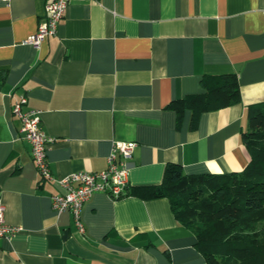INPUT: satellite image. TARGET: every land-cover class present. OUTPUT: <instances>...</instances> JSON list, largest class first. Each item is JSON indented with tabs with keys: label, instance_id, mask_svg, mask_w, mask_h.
I'll return each mask as SVG.
<instances>
[{
	"label": "crops",
	"instance_id": "0c3cea01",
	"mask_svg": "<svg viewBox=\"0 0 264 264\" xmlns=\"http://www.w3.org/2000/svg\"><path fill=\"white\" fill-rule=\"evenodd\" d=\"M50 0L0 1V200L19 230L0 241V264H205L195 237L167 199L143 200L131 188L157 186L165 166L185 175L240 173L247 108L264 102V0H72L57 33L38 49L25 44ZM237 76L240 103L180 126L169 103L202 93L209 76ZM40 112L53 141L54 178L107 167L112 142H135L128 190L94 193L79 234L51 197L12 114Z\"/></svg>",
	"mask_w": 264,
	"mask_h": 264
},
{
	"label": "trees",
	"instance_id": "16d2710c",
	"mask_svg": "<svg viewBox=\"0 0 264 264\" xmlns=\"http://www.w3.org/2000/svg\"><path fill=\"white\" fill-rule=\"evenodd\" d=\"M203 92L167 106L177 125L186 111L191 129L201 115L241 101L237 76H209ZM247 130L241 143L249 162L240 173L185 175L167 164L157 186L131 188L127 195L143 200L167 199L172 214L195 237L205 264H264V102L247 108Z\"/></svg>",
	"mask_w": 264,
	"mask_h": 264
},
{
	"label": "built area",
	"instance_id": "2783aa9c",
	"mask_svg": "<svg viewBox=\"0 0 264 264\" xmlns=\"http://www.w3.org/2000/svg\"><path fill=\"white\" fill-rule=\"evenodd\" d=\"M8 2L9 0H0ZM72 0H50L45 5V20L37 31L29 36L25 44L38 49L49 36L57 33L58 26L64 18L65 11ZM27 98L19 97L12 107V114L20 122V134L30 145L33 163L39 177L47 182H55L64 191L63 194L52 196V208L57 213L69 212L79 234L84 233L81 222L82 206L94 193L107 194L112 199L121 198L128 190V176L133 159L135 142H112L111 151L107 157V167L98 172H75L63 178H54L47 161V148L53 141L47 137L41 127L39 111L24 110ZM5 206L0 200V241L8 239L19 229L5 222Z\"/></svg>",
	"mask_w": 264,
	"mask_h": 264
}]
</instances>
